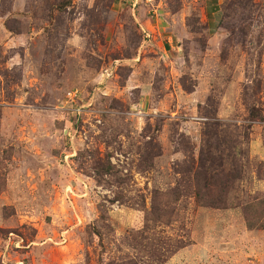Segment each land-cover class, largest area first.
<instances>
[{"label":"rangeland","instance_id":"obj_1","mask_svg":"<svg viewBox=\"0 0 264 264\" xmlns=\"http://www.w3.org/2000/svg\"><path fill=\"white\" fill-rule=\"evenodd\" d=\"M0 264H264V0H0Z\"/></svg>","mask_w":264,"mask_h":264},{"label":"trees","instance_id":"obj_2","mask_svg":"<svg viewBox=\"0 0 264 264\" xmlns=\"http://www.w3.org/2000/svg\"><path fill=\"white\" fill-rule=\"evenodd\" d=\"M255 117V113H253ZM201 154L198 166L195 167L189 164L186 167L185 174H188V179H182V183L190 186H195L196 196L205 199L212 207H225L229 200L230 194L235 188V181L241 178L242 167L234 168L233 171H226L222 164V157H219L220 162H216L214 157ZM228 157L237 165L233 155L228 154ZM240 168V169H239ZM254 225H249L250 229H254Z\"/></svg>","mask_w":264,"mask_h":264}]
</instances>
